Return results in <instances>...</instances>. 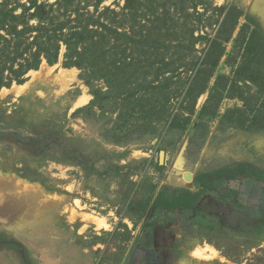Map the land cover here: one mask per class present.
Wrapping results in <instances>:
<instances>
[{
	"label": "rangeland",
	"instance_id": "1",
	"mask_svg": "<svg viewBox=\"0 0 264 264\" xmlns=\"http://www.w3.org/2000/svg\"><path fill=\"white\" fill-rule=\"evenodd\" d=\"M56 1L0 0V18L12 9L48 35L75 6L108 8L132 39L104 28L95 64L135 46L133 60L109 89L62 45L0 89V178L14 184L0 205H22L0 222V264H264V91L236 73L254 30L264 44V0Z\"/></svg>",
	"mask_w": 264,
	"mask_h": 264
},
{
	"label": "trees",
	"instance_id": "2",
	"mask_svg": "<svg viewBox=\"0 0 264 264\" xmlns=\"http://www.w3.org/2000/svg\"><path fill=\"white\" fill-rule=\"evenodd\" d=\"M124 1L127 2V7L130 4V8L133 7L135 4L134 2H137L135 0ZM73 2H76V0H57L55 4L52 5V7H55L56 5L61 6L65 3L71 4ZM31 4L33 5L34 2ZM100 5L101 3H99L97 6H91L97 12ZM50 10L49 12H51ZM161 12H163V10ZM107 14L110 16H107ZM23 16L24 15L22 14H15V12L10 9L3 15V18H0V66H2V69H0V89L13 81L18 84L21 83L23 77L30 70L37 69L43 60L49 65L56 63L58 61V55L62 45H64L66 50L64 57L67 62H71V64H79L77 62L84 58L83 65L91 67L92 71H95L96 73L99 72L101 78L104 79L105 84L109 89L115 86L114 83L117 78H120L119 76L123 73L124 68L127 66V68H129V66L132 64V55H134L135 46H132L131 49L122 48V54L127 55H122L123 57H120L119 60L114 58V60H111L109 63H105L102 66H96L95 64L102 61L105 62V58H103V56L106 51L104 48L94 46L95 44L99 43V40L101 39L99 36L103 34L102 30L104 28H107V30L111 32L114 31L113 33H116V38L125 36V38L128 37L129 39H132V36H129L130 34L128 32L121 34L118 32V29L116 32V28H114V25L117 23L115 17H118V13L116 11L104 8V10H101L97 15L90 13L84 14L80 5L75 6L72 9V12H70L68 15H61L64 16L65 19L62 17L63 22H61L59 26H51L52 28L49 29L48 35L47 32L41 30L42 26H32L28 21H20ZM32 17L34 16L31 15V18ZM36 17L39 21L40 16ZM52 19L53 18L46 16L48 24L53 23ZM246 27L247 26H244L243 28ZM109 28L112 29L110 30ZM232 29H234V26L231 28V30ZM28 32H35L36 34L32 38H29L27 35ZM229 33L226 40L229 38ZM258 35L259 33L257 30H254V32H252L249 36L248 43L245 45L242 44L240 46L241 49L244 47L242 49L243 60L241 61L240 67L237 69L236 73L238 74L239 78H247V81L257 85L259 87L258 91H264V70L262 71L259 65L261 63L259 60H264V52H262L264 44L259 42L261 38H257ZM73 36L76 38L80 37V41L82 42L89 40V42L85 44L80 42L82 45L79 48L74 49V55L69 52V41L71 37L74 38ZM245 37V33L242 29L240 31L239 42L243 43ZM148 42L149 40L147 39V36L140 34L139 43L142 45V47L144 45H148L146 44ZM93 47L96 49L90 50ZM151 49H154L155 52L153 50H149V55L145 57L144 60L152 57L158 48L153 46ZM139 54L140 55L138 57L140 58L146 55V53L142 52ZM2 56H4V58H2ZM257 56L260 58L258 61H254ZM95 57L97 60H94ZM100 57L102 58L101 60H99ZM161 61L162 63H165L164 60ZM5 73H8V76H3ZM166 74H168V72L163 70L156 75V78L158 79L159 76ZM131 76H134V72L130 73V77ZM129 81L130 80H128V82ZM237 83V81L232 82V87H235ZM122 89H124L123 86ZM124 93H126V90L123 91V94ZM242 96L243 95H240L243 100L244 98ZM257 117L258 119L255 120H258L259 124L264 122V112H262L261 116ZM180 207L187 209L194 208L189 205H181ZM168 209L170 208L168 207Z\"/></svg>",
	"mask_w": 264,
	"mask_h": 264
},
{
	"label": "bare ground",
	"instance_id": "3",
	"mask_svg": "<svg viewBox=\"0 0 264 264\" xmlns=\"http://www.w3.org/2000/svg\"><path fill=\"white\" fill-rule=\"evenodd\" d=\"M35 72V71H33ZM25 85V84H24ZM23 87L24 86H17V93H21L22 90H23ZM16 89V88H15ZM16 92V91H15ZM86 100L83 98V96H80L77 100H76V104H81V103H84ZM23 184V183H22ZM20 185V184H15V187H18L21 191H24L25 187H23V185ZM25 186V185H24ZM14 187V184L13 182L8 183L4 180H2L0 178V191H6L10 188ZM28 188V187H27ZM26 188V189H27ZM34 188V187H33ZM26 191V190H25ZM29 191H32V190H29ZM23 193V192H22ZM26 194V196H29L28 193L24 192ZM28 194V195H27ZM36 194V193H35ZM31 196V195H30ZM29 196V197H30ZM4 197V196H3ZM2 199V198H1ZM0 199V200H1ZM28 199V198H27ZM3 200V199H2ZM23 203V202H22ZM20 205L21 203L19 204V202H16L12 199H8L6 200L5 202H2L1 205H0V222H3V223H8V222H12L15 220V218L19 215L20 213ZM22 206V205H21ZM102 221V220H100ZM94 222H97V221H94ZM104 222V221H103ZM98 223V222H97ZM105 226V225H104ZM106 227V226H105ZM104 228V227H103ZM202 252V251H201ZM212 253H214V251H210ZM200 253V252H199ZM195 254V253H194ZM198 254V253H197ZM199 255V254H198ZM195 256V255H194ZM199 257V256H198Z\"/></svg>",
	"mask_w": 264,
	"mask_h": 264
}]
</instances>
